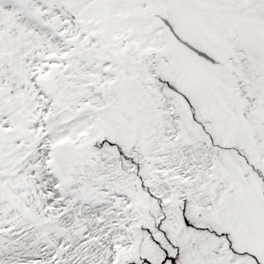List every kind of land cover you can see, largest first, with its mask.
Masks as SVG:
<instances>
[{
	"label": "snow or ice",
	"instance_id": "snow-or-ice-1",
	"mask_svg": "<svg viewBox=\"0 0 264 264\" xmlns=\"http://www.w3.org/2000/svg\"><path fill=\"white\" fill-rule=\"evenodd\" d=\"M0 264H264V0H0Z\"/></svg>",
	"mask_w": 264,
	"mask_h": 264
}]
</instances>
